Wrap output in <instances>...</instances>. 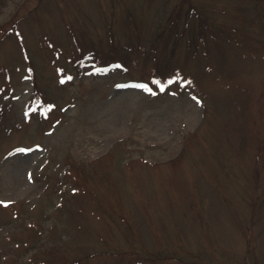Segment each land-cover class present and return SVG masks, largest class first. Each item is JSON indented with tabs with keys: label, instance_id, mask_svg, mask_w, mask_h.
I'll return each instance as SVG.
<instances>
[{
	"label": "rangeland",
	"instance_id": "rangeland-1",
	"mask_svg": "<svg viewBox=\"0 0 264 264\" xmlns=\"http://www.w3.org/2000/svg\"><path fill=\"white\" fill-rule=\"evenodd\" d=\"M0 27V264H264V0H0Z\"/></svg>",
	"mask_w": 264,
	"mask_h": 264
},
{
	"label": "trees",
	"instance_id": "trees-1",
	"mask_svg": "<svg viewBox=\"0 0 264 264\" xmlns=\"http://www.w3.org/2000/svg\"><path fill=\"white\" fill-rule=\"evenodd\" d=\"M1 28V27H0ZM4 31V30H3ZM5 32V31H4ZM2 37V35H0V38ZM93 55V52H91V51H88V53H86V54H84V55H82V56H80L79 57V59L77 60V66H78V68L80 69L81 68V66H82V64L84 63V62H86V60H87V62H88V64L90 65V60L92 59V56ZM116 65H119V63L117 62V61H113V62H110V63H108V64H104L102 67H100V68H102V69H108V68H110V67H113V66H116ZM98 68V66H94L93 65V67H92V69H94V70H96ZM33 94H32V98H30V99H33L32 100V106H31V108L33 107V106H35L36 105V102H37V98L38 97H41L42 98V92H40L39 91V89H38V87L36 86V84L34 85V87H33ZM8 100V98H7V96L6 95H2V96H0V114L1 113H3V109H4V107H3V103H1V100ZM41 100V99H40ZM7 102V101H6ZM33 104H35V105H33ZM41 104V102L39 101V102H37V107L39 106ZM43 104V103H42ZM30 108V107H29Z\"/></svg>",
	"mask_w": 264,
	"mask_h": 264
},
{
	"label": "snow or ice",
	"instance_id": "snow-or-ice-1",
	"mask_svg": "<svg viewBox=\"0 0 264 264\" xmlns=\"http://www.w3.org/2000/svg\"><path fill=\"white\" fill-rule=\"evenodd\" d=\"M63 82V81H62ZM157 83H159V82H157ZM141 87H146V86H141ZM161 90L163 91V87H161Z\"/></svg>",
	"mask_w": 264,
	"mask_h": 264
}]
</instances>
